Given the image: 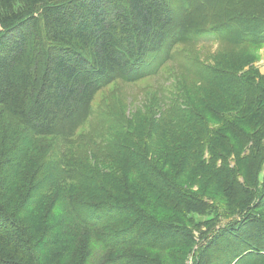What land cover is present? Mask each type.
I'll use <instances>...</instances> for the list:
<instances>
[{
    "label": "trees",
    "instance_id": "1",
    "mask_svg": "<svg viewBox=\"0 0 264 264\" xmlns=\"http://www.w3.org/2000/svg\"><path fill=\"white\" fill-rule=\"evenodd\" d=\"M218 2L0 0V106L25 131L37 137L71 139L83 122L99 117L93 105L99 91L115 80L133 83L158 75L171 60L176 46L210 39L217 31L232 42H255L264 38V20L257 21L263 15L228 23L225 17L218 16ZM201 67L199 75L223 92L249 95L244 101L245 107L257 102L254 97L258 88L236 76L229 78L208 66ZM188 115V122L191 118L196 122L194 112L190 110ZM3 125L0 113V132ZM184 126L177 123L174 128L178 132ZM226 130L230 133L227 139L210 130L212 139L206 160H198L201 159L200 146H194L192 151L197 153V161L208 164L212 183L222 188L237 185L232 174L238 169L239 174L249 171L238 165L231 168V156L253 161L262 158L264 152L263 143L254 136L245 135L248 132L241 125L232 122ZM217 141L221 150H218ZM245 145L249 147L241 150ZM9 148L4 139H0V264H41L40 260L45 257L41 253H49L55 260L57 247L76 249L75 238L79 240L83 230L93 236L102 254L107 255L105 264H123L125 258L131 264H158L157 259L139 252L130 250L131 253L124 256L110 250L122 245L162 248L160 252L168 256L178 244L180 235L188 236L186 232H179L178 225L163 224L161 227L143 219L142 212L134 204H126L123 198L113 196L114 191L102 185L106 178H113L115 171L98 174L91 165L78 170L69 164L67 170H63L71 186H66L67 196L61 202L67 208L63 211L68 217L60 222L61 217L55 215L59 209L54 207L56 202L53 201L58 193L56 189L61 187L58 185L60 178L55 174L56 180H52L47 173L36 170L30 175L31 161L25 156L21 160L13 158ZM127 154L128 159L123 160L125 165L151 185L159 196L169 200L170 195L178 193L170 187L166 191L167 186L144 172L142 166L149 162L146 155ZM76 163L81 164L80 157ZM28 179L29 189L24 192L22 184ZM94 191L104 193L105 198L92 194L94 198L90 200V193ZM179 195V202L189 207L191 201L186 200L192 199ZM260 204L263 208L262 198ZM32 210L36 214L33 222L30 219ZM257 218L244 222L240 230L229 223L224 226L221 233L231 237L226 244L216 245L215 250L209 252L207 249V264H261L264 260V220ZM201 225L205 224L199 220L197 226ZM71 227L76 231H70ZM159 235L168 236L159 240ZM188 246L191 245L185 243L184 247ZM189 252L188 249L186 253ZM183 256L182 252L176 259L178 264H185Z\"/></svg>",
    "mask_w": 264,
    "mask_h": 264
},
{
    "label": "rangeland",
    "instance_id": "2",
    "mask_svg": "<svg viewBox=\"0 0 264 264\" xmlns=\"http://www.w3.org/2000/svg\"><path fill=\"white\" fill-rule=\"evenodd\" d=\"M216 9L218 16L225 17L228 23L250 20L252 15H263L257 21L264 20V0H219ZM202 65L225 73L229 78L236 76L258 88L254 97L257 102L245 107L244 101L249 99V95L225 93L209 83L198 73ZM93 105L95 115L99 113V117L83 122L68 140L37 137L25 131L0 106L4 118L0 139H4L10 147L12 157L21 160L25 156L26 160H30L33 167L30 175H34L36 170L47 173L49 179L56 180L55 174L60 178L58 185L61 187L56 189L58 193L53 199L56 202L54 207L59 209L55 215L61 217L60 222L68 217V213L63 211L67 208L61 202L67 196L66 186H71L67 184L69 179L63 175V170H67L69 164L78 170L91 165L98 170V174L115 171L113 178L101 182L104 187L114 191L113 196L123 198L126 204H134L145 220L161 227L175 224L179 226V232L188 233V236L180 235L178 244L168 256L160 252L162 248H134L129 245L113 248L110 251L114 254L125 256L132 250L157 259L158 264H178L176 259L183 252L185 264H207V249L211 252L216 245L226 244L231 237L221 233L224 226L229 223L240 230L244 222L246 224L251 218L258 216L264 220V207H260L261 198L264 202V152L262 158L253 161L237 160L235 155L231 156V168L238 165L249 171L239 174L238 169L236 174H232L237 185L225 188L212 183L208 164L197 161V153H192L194 146H200L201 159L198 160H206L209 157V140L212 139L210 130L227 139L230 133L226 128L232 122L241 125L248 132L245 135L254 136L264 147V38L255 42H232L217 31L210 39L180 44L158 75L133 83L115 80L96 94ZM190 110L195 113L196 122L193 118L187 121ZM177 123L186 126L176 132L174 125ZM217 146L221 150L218 141ZM245 147L249 145L241 150ZM130 152L146 155L149 162L142 166L144 172L157 178L164 187L167 186L166 191L170 187L178 193L170 195L169 200L159 196L151 185L125 165L127 153ZM79 157L81 164L76 163ZM29 182L30 179L22 184L24 192L29 189ZM120 189V192L116 191ZM179 193L186 199H192L186 200L191 201L189 207L179 202ZM90 194V200L94 198L93 195L105 198L104 193L94 191ZM30 215L32 222L36 220L33 210ZM199 220L205 225L198 227ZM54 224L58 226V223ZM70 229L76 231L73 227ZM165 236L159 235L158 239L163 240ZM64 241H67L66 237ZM187 242L191 246L184 247ZM75 244L77 247L72 250L57 247L55 254L58 258L55 260L51 259L49 253H41L45 255L44 260H40L41 264H105L108 260L107 255H103L97 247L99 243L85 230L79 240L75 238ZM188 249L190 252L186 253ZM202 255L204 257L201 259ZM210 257L213 258L214 254ZM123 264L131 262L125 258ZM261 264H264V260Z\"/></svg>",
    "mask_w": 264,
    "mask_h": 264
}]
</instances>
